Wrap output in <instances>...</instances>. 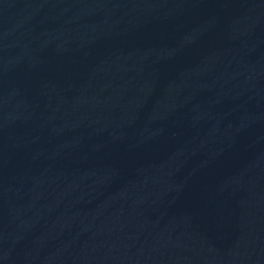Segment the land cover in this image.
<instances>
[{
  "label": "water",
  "instance_id": "water-1",
  "mask_svg": "<svg viewBox=\"0 0 264 264\" xmlns=\"http://www.w3.org/2000/svg\"><path fill=\"white\" fill-rule=\"evenodd\" d=\"M0 264H264V0H0Z\"/></svg>",
  "mask_w": 264,
  "mask_h": 264
}]
</instances>
